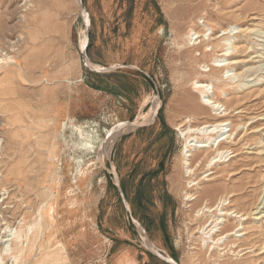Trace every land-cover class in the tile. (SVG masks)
<instances>
[{
	"label": "rangeland",
	"instance_id": "1",
	"mask_svg": "<svg viewBox=\"0 0 264 264\" xmlns=\"http://www.w3.org/2000/svg\"><path fill=\"white\" fill-rule=\"evenodd\" d=\"M80 1L0 0V264H264V0ZM220 198L247 235L210 250Z\"/></svg>",
	"mask_w": 264,
	"mask_h": 264
},
{
	"label": "bare ground",
	"instance_id": "2",
	"mask_svg": "<svg viewBox=\"0 0 264 264\" xmlns=\"http://www.w3.org/2000/svg\"><path fill=\"white\" fill-rule=\"evenodd\" d=\"M77 1H79V0H77ZM226 34L227 33H225L224 35H226ZM195 35L196 34H192V37L195 36ZM205 37H206L205 34H202V35H199V36L197 35L192 40L197 41L199 38H203V41H205ZM207 40H209V39H207ZM200 43H201V41H199L197 44H200ZM210 51H211V49H210ZM226 55H227V53L224 54V56H226ZM222 63H223L222 61L215 59L213 61L212 67L215 68V69H221V68H223L226 65V64L224 65ZM200 68H206V67L205 66H201ZM209 71L210 70H208L207 72H209ZM202 72L205 73L206 70H204ZM193 86H194L195 89L200 91L201 95L209 93V84H207V83H204V82H201V81H195L193 83ZM0 88H1V92H6L7 91V87L3 83V81L0 82ZM206 97L204 96L203 98H206ZM207 104L209 106H211L212 111H214V112L217 111L218 105L215 102H211L210 99H208ZM0 113L3 114V112H0ZM214 115H217V114H214ZM0 118H2L1 114H0ZM185 124H188V125L190 124V118L186 119ZM222 126H224V123H222V122H219V123H216V124H212V125H207L206 124V125H203L202 127L200 126V127L195 128V129H192L190 126H188L186 128L185 135H189L191 132H194L197 135H202V136H206L207 135V138L201 140L200 142H196V143H198L197 146H195V145L193 146L191 144V142H193L194 140H190L189 141L190 137L185 138V147H184V149H187V150H186L185 153H182L184 164L190 165V164H188V158L190 157V155L186 154V153H188L190 151V149H188L189 147H193L194 149H200V150H203L204 152L205 151L214 152L216 156H214L210 160V163L215 161V159H217V154L220 155V156L225 154L226 152H221L220 151V147L222 145L221 143L225 139L221 137L222 135H217V132L213 133L215 129H219ZM182 127H185V125L180 126V128H182ZM179 131H181V130H179ZM182 134H183V132H182ZM209 140H211L210 143L208 142ZM0 141H2V143H0V145L4 146V144H5L4 140L0 139ZM2 148L0 147V149H2ZM3 152H4V148H3ZM11 172L14 175H18V169H13V170H11ZM190 172H192L191 169L186 168V173L190 174ZM212 188H214V187H212ZM202 192H203V190H202ZM221 195H222V192H221ZM201 197H202V195L201 196L198 195L197 197H194V198L192 196H187L185 198L187 200H190V201H193V200L196 201V200L200 199ZM207 199H205V204L202 203V204L205 205V206L203 205L204 208H201V209L199 208L198 212H196L197 213L196 215L197 216L200 215V217L207 218V223L204 226H202V231H204V233L206 232V234H204V237H205L204 239H208V241L206 242L204 240L203 242L206 243V244H210L211 245L210 250H215V249L217 250V244H219L220 241L222 242L223 245L227 246L228 244L231 243V242H229L230 239L234 238L236 241H240L242 237L247 235L246 233H240V231H244V228L240 227L241 223L238 224V225H235V226L233 224L232 225L229 224V220H235V219L239 220V219H241V218L246 216V214H241V212H242L241 209H237V206L233 205V204H232L233 206L231 205L229 207H226L227 205H229V203L227 205H225L226 203L223 204L222 198H220L217 203L215 202L216 204L214 206L208 207L209 200H207ZM198 201H200V200H198ZM230 207H232V208H230ZM243 220L241 219V221H243ZM17 239H18V237H16L15 240H17ZM209 240H210V242H209ZM237 243L238 242H234L235 245ZM241 246L242 245H239L237 247H241ZM253 246H254V244H250L247 249L251 250ZM10 251H12L11 248H10ZM17 251H15V252H17ZM18 252L20 253V251H18Z\"/></svg>",
	"mask_w": 264,
	"mask_h": 264
},
{
	"label": "water",
	"instance_id": "3",
	"mask_svg": "<svg viewBox=\"0 0 264 264\" xmlns=\"http://www.w3.org/2000/svg\"><path fill=\"white\" fill-rule=\"evenodd\" d=\"M80 4H81V1L79 0V5H80ZM85 49H86V46H85L84 49L82 50L83 61H84V63H85L86 68L89 69V70H91V69L89 68V66L87 65V62H88V61H86ZM94 71H95V70H94ZM99 71H104V69L101 68V69H99ZM136 127H137V126H136ZM138 127H139V126H138ZM115 186L117 187L118 192H119V195H120L121 199H122L123 202H124V205H125L126 211H127V213L129 214L130 221H131L133 224H135V225H137L138 227H140V226L138 225V223H136V222L132 219V217H131V214H130L129 208H127L128 206H127V203H126L125 200H124L123 193H122V190H121V188H120L119 183H117ZM144 235H145V233H144ZM147 251H149L150 253L154 254L156 257H158V258H160V259H163L164 261H167V257L161 255L160 253H158V252H154V251L149 250V249H148ZM170 260H171V259H170ZM167 262L170 263V264H176L174 261H170V262L167 261Z\"/></svg>",
	"mask_w": 264,
	"mask_h": 264
},
{
	"label": "crops",
	"instance_id": "4",
	"mask_svg": "<svg viewBox=\"0 0 264 264\" xmlns=\"http://www.w3.org/2000/svg\"><path fill=\"white\" fill-rule=\"evenodd\" d=\"M98 67V66H97ZM157 252H158V250H157ZM142 255H145V256H147V257H150L151 259H156V260H158L159 261V263L160 264H170V263H168L167 261H164L163 259H160V258H158V257H156L154 254H152V253H150L149 251H145L144 253H142ZM172 260V259H171ZM173 261V260H172Z\"/></svg>",
	"mask_w": 264,
	"mask_h": 264
},
{
	"label": "built area",
	"instance_id": "5",
	"mask_svg": "<svg viewBox=\"0 0 264 264\" xmlns=\"http://www.w3.org/2000/svg\"><path fill=\"white\" fill-rule=\"evenodd\" d=\"M142 234H143V232H142Z\"/></svg>",
	"mask_w": 264,
	"mask_h": 264
}]
</instances>
